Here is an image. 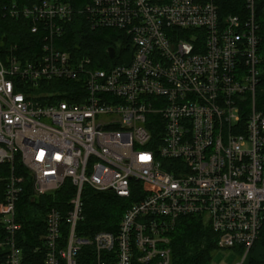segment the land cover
Returning <instances> with one entry per match:
<instances>
[{
  "label": "built area",
  "instance_id": "built-area-1",
  "mask_svg": "<svg viewBox=\"0 0 264 264\" xmlns=\"http://www.w3.org/2000/svg\"><path fill=\"white\" fill-rule=\"evenodd\" d=\"M260 1L264 15V0L6 6L36 40L32 58H21L17 42L0 52V163L19 154L37 195L67 180L75 187L66 214L55 207L47 214L43 264H80L87 247L85 264H172L167 233L186 215L205 218L219 249L248 252L264 225ZM77 13L92 28L124 32L129 61L98 68L63 48ZM119 57L127 60L128 50ZM52 80L82 83L79 101L49 100L42 86ZM21 180L12 175L0 201L7 246L0 264H23L15 241ZM132 182L141 197L117 232H77L85 185L129 197Z\"/></svg>",
  "mask_w": 264,
  "mask_h": 264
},
{
  "label": "trees",
  "instance_id": "trees-1",
  "mask_svg": "<svg viewBox=\"0 0 264 264\" xmlns=\"http://www.w3.org/2000/svg\"><path fill=\"white\" fill-rule=\"evenodd\" d=\"M42 0H0V52L3 56L6 48L14 42L22 46V59L32 58L31 48L36 36L32 35L25 24L18 19L11 18L5 12L6 6L16 2L21 6H30ZM71 4L76 10L84 8L90 0H59ZM261 1L257 2L256 20L260 24V43L258 54L261 58L259 65L261 84L260 97H264V15L261 12ZM63 48L75 54L90 56L93 64L98 68H109L111 64L129 61L133 46L129 37L122 31L113 28H92L90 22L82 13H77L68 27L64 37ZM127 46L124 47V43ZM115 48L116 56L110 59L108 49ZM128 50L129 57L123 60L118 57ZM43 89L52 95L49 100L67 99L79 101L78 92L84 89L80 82H61L52 80L45 83ZM21 178L19 185L22 191L16 203V221L20 228L15 233L17 247L21 250L23 264L44 263V235L46 233V217L50 209L58 208L66 214L69 200L75 193V187L70 180L54 192L37 195L34 189L32 171L22 162L19 154L13 161L0 163V201L5 199V192L10 177ZM132 195L120 196L112 191H99L85 185L82 192L83 219L77 225V232L85 236H92L99 231L117 232L124 213L133 202L138 200L139 183L132 182ZM67 229H64L66 235ZM172 249V264H211L216 251L217 234L211 225L200 215L180 216L175 227L167 233ZM5 229L0 220V242L5 240ZM242 260L241 264H264V225L260 234L248 252L245 248L234 246ZM89 248L79 254L80 264L87 263L82 256ZM7 246H0V262L4 259ZM134 264H141L134 262Z\"/></svg>",
  "mask_w": 264,
  "mask_h": 264
},
{
  "label": "rangeland",
  "instance_id": "rangeland-1",
  "mask_svg": "<svg viewBox=\"0 0 264 264\" xmlns=\"http://www.w3.org/2000/svg\"><path fill=\"white\" fill-rule=\"evenodd\" d=\"M241 261L242 259L236 250L218 249L211 264H240Z\"/></svg>",
  "mask_w": 264,
  "mask_h": 264
},
{
  "label": "water",
  "instance_id": "water-1",
  "mask_svg": "<svg viewBox=\"0 0 264 264\" xmlns=\"http://www.w3.org/2000/svg\"><path fill=\"white\" fill-rule=\"evenodd\" d=\"M108 54H109V57L110 58H112L113 56H114V54H115V48L114 47H110L109 49H108ZM243 260V259H242ZM241 263H242V261H241ZM240 263V264H241Z\"/></svg>",
  "mask_w": 264,
  "mask_h": 264
}]
</instances>
